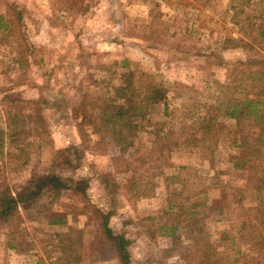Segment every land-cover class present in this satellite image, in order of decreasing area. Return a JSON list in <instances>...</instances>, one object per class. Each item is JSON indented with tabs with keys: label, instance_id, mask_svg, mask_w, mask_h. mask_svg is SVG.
<instances>
[{
	"label": "rangeland",
	"instance_id": "1",
	"mask_svg": "<svg viewBox=\"0 0 264 264\" xmlns=\"http://www.w3.org/2000/svg\"><path fill=\"white\" fill-rule=\"evenodd\" d=\"M231 4L0 0V189L15 195L45 174L90 185L87 197L65 191L19 204L0 223V264H61L70 234L82 242L78 264H120L95 212L105 202L117 211L112 228L132 242V264H188L186 256L195 264L193 256L211 244L219 264H262L258 248L239 239L234 226L243 213L236 202L243 199L247 210L264 196L238 193L241 173L224 175L228 191L238 194L228 195L221 217L212 209L220 191H209L216 171L210 152L185 143L202 120L218 115L230 64L247 59L244 42L262 49L256 30L247 28V36L234 25ZM247 12L260 13L257 4ZM20 14L22 30L8 23ZM128 78V90L140 93L153 82L167 101L143 108L139 97L137 116L109 124L105 111L130 106L131 91H122ZM126 120L138 129L127 131ZM164 134L178 145L156 153ZM231 137L227 129L220 135L225 150ZM52 217L64 220L50 224ZM223 233L230 237L220 245Z\"/></svg>",
	"mask_w": 264,
	"mask_h": 264
},
{
	"label": "trees",
	"instance_id": "2",
	"mask_svg": "<svg viewBox=\"0 0 264 264\" xmlns=\"http://www.w3.org/2000/svg\"><path fill=\"white\" fill-rule=\"evenodd\" d=\"M256 4L260 13L257 15L248 13L247 10H251ZM230 10L233 12V23L239 27L241 33L250 36L247 28L251 31L256 30L262 49L244 42L242 47L248 48L247 59L230 64L232 82L225 85L227 93H224L226 90L221 85L223 100L214 107V111L216 110L218 115H214L212 112L207 119L202 120L199 129L197 128V134L193 133L192 138L185 142L199 146L205 145V149L210 152V163L214 170L216 168V171L210 179L212 184L209 191L213 193L214 188L220 191L219 196L212 201V209H219L221 217L225 216L228 195L232 197L237 193L232 189L228 191L232 185L223 181L224 175L241 173L244 185L243 188L237 190L238 193L253 192L260 198L264 196V0H232ZM9 20L8 23L15 25L16 28L25 26L22 14L16 16L15 21L11 18ZM12 30L15 29L12 28ZM130 75L132 78L135 74L130 73ZM141 77L144 78L147 75L141 73ZM130 78L122 88V91H131V94L128 95L130 106L119 107L113 113L105 111V120L109 124L118 125L128 117L137 116L136 105L138 102L136 100L139 97L143 108L158 104L165 105L167 101V91L153 82L143 85L140 93H137L135 87L128 90L134 84ZM142 107H140L141 112ZM228 121H232L230 125L227 123ZM133 124L134 127H132ZM123 127L127 131L138 129L135 123L127 120L126 123H123ZM225 129L232 136L230 144L227 146L228 150L223 147L225 140H220V135L223 136ZM226 134L228 133L226 132ZM160 139L162 140H159L158 137L155 141L156 153H159L158 147L161 145L162 149H167L168 152L172 146L178 145L177 142H173L174 139L168 138L167 134H164ZM209 143L211 145L207 146L206 144ZM2 146L0 144V148ZM219 165L220 169L217 167ZM231 171L232 174H230ZM89 186V182L85 178H63L57 174H45L34 176L29 181V185L23 187L15 195L10 192L9 188H2L0 189V223L12 219L16 215L19 204L32 206L45 194L57 196L65 191H73L76 195L87 197ZM236 204L243 211L241 213L239 210L238 222L234 226V228L239 227L237 235L243 241L251 240L247 241L248 244L255 249L258 248L260 252L258 258L260 257L261 263L264 264V253H262L264 252V200H260L257 205L249 207L247 210L243 208V199L238 200ZM98 206L99 209L97 208L95 212L99 216L100 230L111 252L120 264H132V242L123 233L117 234L110 225L111 219L117 211L112 210L107 202ZM63 220V218L52 217L50 224H59ZM224 236L226 239L230 237L228 233H223L220 245L225 241ZM63 240L67 243L62 246V257L59 258V262L61 264H78V249L82 244L79 236L70 234ZM215 247L217 245L211 244L205 247L206 250L202 253H196L193 256L195 264H219L214 258ZM209 249L212 251L211 254ZM186 261L190 264L189 256H186Z\"/></svg>",
	"mask_w": 264,
	"mask_h": 264
}]
</instances>
